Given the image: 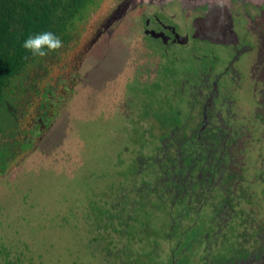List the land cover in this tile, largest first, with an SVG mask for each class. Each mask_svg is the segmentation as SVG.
Here are the masks:
<instances>
[{"label":"rangeland","instance_id":"1","mask_svg":"<svg viewBox=\"0 0 264 264\" xmlns=\"http://www.w3.org/2000/svg\"><path fill=\"white\" fill-rule=\"evenodd\" d=\"M179 1L185 4L183 0H96L89 14L77 24L66 45L54 54L37 57L19 75L16 81L25 88L21 93L17 90V82L12 81L16 87L10 90L16 95L11 100L8 92L9 101L5 100L4 104L16 107L17 123L15 132L8 134L11 140L20 142L24 140L22 133L29 131L24 138L34 140V146L30 150L20 151L17 144L7 139L14 158L0 172V264H106L107 261L98 252L95 253V246L91 242L95 234L89 227H93V221L88 212L96 207L111 211L112 217H108V221L111 220L117 228L118 222L126 220L130 210L138 207L139 195H135L138 186L131 185L130 180L125 182L117 178L118 174L126 175L124 167L127 159L122 156L123 168L118 170L114 156L122 144L134 138L130 131L131 122L137 124L142 132L144 124H154L150 122L151 119L144 122L139 120V102L136 99L131 101L129 94L125 93L128 88L144 80L146 64L152 66L155 61L153 56L160 55L159 42L141 35V20L148 14V19L151 15L165 24L172 22L189 35L185 30L189 22L182 13L188 15L190 11L179 8V5L177 7ZM187 5H191V2ZM122 8L129 9L104 29L110 16ZM167 14L172 15V20L167 18ZM148 27L151 28V25ZM178 32L183 33L180 28ZM200 53L195 52L194 61L180 54L185 60L178 62L176 80L186 79L184 91L191 84L190 77L203 69L207 71L210 65L213 68L207 71L208 84L219 77V81L215 82L217 94L230 105L217 104L216 109L227 118L239 137L241 134L250 136L246 139L243 171L239 173L244 180L238 181L243 199L235 198L233 203L237 204L238 209L250 211L248 221L255 225L261 217L259 215H263L256 203L259 184L253 174H262L264 136L261 133L264 128L254 118L253 111L259 92L264 87L249 76L252 68L244 77L237 63L227 66L225 61L228 57L223 60L221 51L215 52V55L219 54L216 59H220L217 63L209 59L200 61ZM189 67L192 71L187 77L185 71ZM257 68L261 69L259 65ZM39 89L43 90L41 93H45L44 90L50 93L36 102L32 93ZM167 90V93L163 90L160 94H165L169 102L174 100L171 96H183L170 86ZM199 91L206 95L210 89L199 88ZM194 92H188L191 99ZM125 100L129 108L124 105ZM34 104L39 107L43 105V110L47 112L46 121L37 114L39 110L36 111ZM180 109L182 113H188L184 103L180 104ZM37 117L45 124L42 132L37 130ZM7 124L4 130L8 132ZM34 132L40 134L36 141ZM152 134L156 132L152 131ZM110 138H114L112 142ZM1 140L4 142L6 139ZM142 140L144 144L151 138L144 136ZM147 145L152 150L157 143L154 141ZM147 151L145 149L143 153ZM118 181L120 187L114 196L112 189ZM188 201L191 199L188 198ZM200 203L193 200L189 205L188 213L192 219L189 224L199 219L214 232L215 224L219 227L221 223L219 220L216 223L206 222L210 215L208 208L194 214V208ZM158 214L160 217L157 221L161 220L162 223L163 212ZM116 215L119 217L114 218ZM247 229L250 232L248 225ZM181 241L182 237L171 243L158 241L156 257H153L155 262L165 264L173 245ZM216 241L219 242L220 238L217 237ZM107 242L111 246L109 250L119 249L125 244L124 239L118 242L110 236ZM127 253H140L135 242L128 244ZM115 254L107 255L112 258L111 261L114 260V264H122L125 254ZM196 254L197 258L200 257L202 248ZM196 264L201 263L197 261Z\"/></svg>","mask_w":264,"mask_h":264},{"label":"flooded vegetation","instance_id":"2","mask_svg":"<svg viewBox=\"0 0 264 264\" xmlns=\"http://www.w3.org/2000/svg\"><path fill=\"white\" fill-rule=\"evenodd\" d=\"M188 2L190 1H184L183 4L179 1L180 4L176 6L179 5V8L190 11V14L185 15L182 10L183 18L189 22L185 28L189 35L182 27H177L172 22V25L165 24L151 15L148 19V14L141 20V35L159 42L160 55L153 56L155 61L152 66L146 64V69L143 71L144 80L128 88L125 93L129 94L128 98L131 101L136 99L135 101L139 102V120L144 122L151 119L150 122L154 124H144V132H142L137 124L131 122L130 128L139 131L141 137L137 139L136 134L128 142L131 145L139 140L143 142L142 139L146 136L151 138L146 140L148 144L155 141L157 145L150 150L147 143H141L140 155L146 164L141 168V182L131 179L133 177L131 172L125 170L130 158L126 161V168L124 167L126 175L119 177L125 182L130 180L131 185L138 186L135 189V195H139L138 207L133 211L130 210L127 219L119 221L117 228L111 220L109 224L115 231L120 230L122 233V227L131 224V220H134L133 214L136 210L144 209L143 213L152 212L149 218L142 217L143 213L138 211V215L136 216V213L135 216L141 221L144 219L148 222L147 235L151 231L155 232L156 237L153 236L157 240L153 244L155 248L158 246V241L171 243L182 237L181 242L173 245L165 264H196L197 261L201 264H264V165L262 174L260 172L253 174V178L259 184L256 203L263 214L259 215L261 217L257 224L253 225L248 221L251 212L238 209L237 204L233 203L235 198L243 199L238 181L244 180V177L240 178L239 173L243 171L246 139L250 136L241 134L239 137L237 131L228 124L227 118L216 109L217 104L230 105V102L225 103L223 96L217 94L215 82L219 81V77L208 84L207 71L213 68L210 65L207 71L203 69L199 74L196 72L195 76L190 77L191 84L184 91L183 83L186 79L179 82L176 80L178 62L185 60L180 54L183 53L194 61L195 52L201 51L200 61L209 59L217 63L219 58H216L219 54L215 55V52L221 51L223 60L228 57L227 62L225 61L227 66L237 63L244 77L248 69L252 68L249 70V76L264 87V79H262L264 77V0H193L191 5H187ZM128 9H125L124 13ZM167 16L172 20V15L167 14ZM179 28L182 29V34H179ZM100 33L97 35L99 36ZM258 65L261 69L257 68ZM191 71L190 67L186 69L187 77ZM169 86L174 92H181L183 96L181 98L171 96L174 100L169 102L165 94L163 96L160 94L163 90L167 93ZM199 88L210 89V92L202 95ZM194 90L191 99L189 94ZM259 93L253 116L264 128V88ZM161 97L162 99H159ZM124 102L126 108H129L128 102L126 100ZM181 103L187 105L188 113H182ZM37 120V130L42 131L45 124L41 123L39 117ZM152 131L156 134H152ZM261 135L264 136V131ZM145 149H148L146 154L143 153ZM258 150L261 151V147ZM184 158H189V163L186 165L182 163ZM203 159L208 165L206 166L208 173L204 176L194 173L189 177L187 175L180 177L186 172H193L192 167L188 171L185 168L191 161L203 162ZM122 168L123 165L119 170ZM119 177L117 175V178ZM119 187L120 185L113 187L114 196ZM188 198L191 199L190 202ZM193 200L201 202L200 206L194 208V214L204 212L208 208L210 215L209 221L206 222L220 221L219 227L215 224L214 232L206 228L205 222L199 219L189 224L192 219L188 210ZM245 202L249 203L246 199ZM158 212H163L162 223L161 220L157 221L160 217ZM110 214L112 215L111 211ZM199 215L203 216L202 213ZM118 217V215L114 216V218ZM129 218L132 219L128 223ZM159 225L160 229H158ZM224 228L227 229L223 230ZM115 231L108 237L115 238L118 242L119 239H124L125 244L119 249L111 248L112 253H124L130 242H135L137 251L148 253L149 247L144 238L146 236L144 231L139 229L138 232H134L130 238L132 241L128 236L126 241L124 238L126 235L120 238L114 234ZM134 237L136 239H133ZM217 237L220 238L219 242L216 241ZM138 239L141 241L136 242ZM213 247L214 252H212ZM200 248L202 255L197 258L196 252ZM152 256L156 257L155 252Z\"/></svg>","mask_w":264,"mask_h":264},{"label":"trees","instance_id":"3","mask_svg":"<svg viewBox=\"0 0 264 264\" xmlns=\"http://www.w3.org/2000/svg\"><path fill=\"white\" fill-rule=\"evenodd\" d=\"M95 2L96 0H0V172H2L6 166H8L9 161L14 158L12 154L14 152L10 149L11 143H9L7 139L11 140V135L9 134H13L15 132L17 123V116L15 113L16 107L10 104L7 106L4 104V101H9L7 96L8 92V95H11V100L14 99L16 93L12 92L10 88L14 89L16 86L12 84V81L15 80V82H17L16 79L19 75L23 74L25 69L30 64H33L37 59V57H33L30 52L26 51L22 47L23 41L29 35L44 31H51L61 38L63 45H66L72 38V33L77 24L81 23V21L89 14L90 7L94 5ZM51 54H54V52H51ZM16 85L18 86L17 90L19 93L25 89L24 86L21 87L18 82ZM42 91V89H39L32 93L34 94L33 98L36 102L50 93L49 90H44L45 93H41ZM34 106H36V111L39 110L38 113L40 114L41 119L46 120L47 112L43 110V105L39 107L34 104ZM144 114L145 112H143V115ZM9 116L13 119V121L9 118ZM139 116L140 115H138V117ZM7 122L8 124L6 129L8 132L4 130V126ZM130 131L134 134V136L137 134V139L141 137L139 131L134 129H130ZM29 133V131L24 132L22 135L26 137ZM6 135L9 138H7ZM33 135L36 136L37 133L34 132ZM24 137L22 138L24 140H21L20 142L14 140H11L10 142L17 144L16 147H18L20 151H25L26 149L30 150L34 146V140ZM39 137L40 134L38 133L35 141L39 139ZM128 138H130V136H128ZM1 139L6 140L3 142ZM113 139L114 138H110V141L112 142ZM140 147V140L133 145L130 143L122 144L115 152L117 154L114 158L116 159L115 168L118 170L123 165V162L121 161L122 156L126 157L127 161L130 158V163L126 166L127 168L125 167V170L126 172H131V176H133L132 178L130 177L131 179H137V181L140 180L141 182V168H143L146 164H144V160L141 158L139 150ZM188 159L189 158H184L182 163L184 165L188 164ZM205 162L206 160L204 159L203 162L191 161V163L185 168L188 171L192 167L193 172H186L185 175H181L180 177H185L186 175L189 177L194 173L204 176L205 173L209 172L206 167L208 165H206ZM150 168L152 167L150 166ZM210 176L211 175L209 174V177ZM119 179L122 180L120 177ZM119 183L120 181L116 183L117 187L120 185ZM143 210L144 209L136 210L134 212V220L132 221V218L128 219V221L131 220V224L124 225L122 227V233L120 230L115 231L109 224L108 217L111 215L110 211L96 207V209L88 212V214H91L93 221L92 225L94 228L92 226L89 227L95 234V236L92 237L91 242L95 246V253L98 252L97 254H100L102 259L107 261L106 264H114V260L111 261L112 258L107 255L112 253V251L109 250L110 243L106 241L109 234H113V231H115L114 234L120 238L126 235L124 238L128 236L129 240L132 237V234L134 232H138L139 229L144 231L146 234V229L149 225L148 222L144 221V219L141 221L136 217L138 213H143ZM150 213L153 214L152 212L144 211L141 216L149 218L151 216ZM102 220L104 222H102ZM153 236L156 237V234L154 231H151L149 232V235L146 234L144 237L147 240L149 247L148 253H127L126 249L124 252L125 261L122 264H156L157 262L153 259L152 254L155 252L153 244H155L157 240ZM139 241H141V239L136 240V242Z\"/></svg>","mask_w":264,"mask_h":264},{"label":"clouds","instance_id":"4","mask_svg":"<svg viewBox=\"0 0 264 264\" xmlns=\"http://www.w3.org/2000/svg\"><path fill=\"white\" fill-rule=\"evenodd\" d=\"M22 47L33 57H45L63 47V41L51 31L29 35L22 43Z\"/></svg>","mask_w":264,"mask_h":264},{"label":"water","instance_id":"5","mask_svg":"<svg viewBox=\"0 0 264 264\" xmlns=\"http://www.w3.org/2000/svg\"><path fill=\"white\" fill-rule=\"evenodd\" d=\"M141 1H144V0H141ZM146 1V0H145ZM183 1H193V0H183ZM127 9V8H126ZM124 11L125 9H121V11H118L113 15V16H110V20L107 21V24H105L103 27L104 29L111 23V22H114L115 20L119 19L123 14H124ZM119 13V14H118ZM93 42V41H92Z\"/></svg>","mask_w":264,"mask_h":264}]
</instances>
